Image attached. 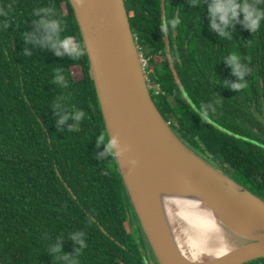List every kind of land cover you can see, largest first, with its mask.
Here are the masks:
<instances>
[{"label": "trees", "instance_id": "16d2710c", "mask_svg": "<svg viewBox=\"0 0 264 264\" xmlns=\"http://www.w3.org/2000/svg\"><path fill=\"white\" fill-rule=\"evenodd\" d=\"M124 2L161 116L194 152L264 200V21L253 33L238 23L229 39L208 29L205 0ZM250 2L264 8V0ZM44 7L63 20L60 39L78 57L26 41ZM233 54L249 69L240 91L224 63ZM57 101L86 118L60 125ZM211 101L219 104L205 120L199 111ZM99 136L108 137L69 0H0V264H58L57 242L78 264H156ZM73 233H84L85 248Z\"/></svg>", "mask_w": 264, "mask_h": 264}, {"label": "water", "instance_id": "95a60500", "mask_svg": "<svg viewBox=\"0 0 264 264\" xmlns=\"http://www.w3.org/2000/svg\"><path fill=\"white\" fill-rule=\"evenodd\" d=\"M122 181L156 264H244L264 257V200L188 147L151 98L124 0H69ZM136 161L135 166L130 162ZM195 207L232 247H198L174 216Z\"/></svg>", "mask_w": 264, "mask_h": 264}, {"label": "clouds", "instance_id": "9594fccd", "mask_svg": "<svg viewBox=\"0 0 264 264\" xmlns=\"http://www.w3.org/2000/svg\"><path fill=\"white\" fill-rule=\"evenodd\" d=\"M77 3H82V0H77ZM205 3L208 6V29L218 34V37L230 39L232 31L238 23H242L251 33L256 32L260 29L261 22L264 21V8L258 7L257 4L251 3L250 0H205ZM41 13L44 14L43 17L36 22L38 31L26 32L24 36L26 41L48 47L54 50L57 55L67 54L70 58L78 57L81 54L79 50L75 48L69 49L60 39L59 34L63 27V20L59 19L57 13L51 8H40L34 14L40 15ZM25 55H30V53H25ZM224 63L231 68L233 75L237 77V82L232 83L231 88L240 91L246 87L244 81L249 69L242 63L240 56L238 54L230 55L225 58ZM54 78L57 84L67 86V81L63 75L57 73ZM218 104L219 101H211V104L201 105L199 116L207 120L209 111L206 109L210 108L214 114ZM54 112L59 117L58 123L60 125H63L70 118L74 119L77 124L86 118V113L83 110L73 109L69 111L60 101H57L54 105ZM73 128H70L69 131H72ZM101 146L104 148L101 155L105 160L114 156L118 157L124 152L118 136H110V138L99 136L97 138V147ZM130 163L135 166L136 161H131ZM83 237L84 233L72 234V238L77 242L80 249L86 247ZM51 253L52 256L56 257L58 264L59 262H63V264H78L74 256L63 252L59 242L53 245ZM60 253H63V255H57Z\"/></svg>", "mask_w": 264, "mask_h": 264}, {"label": "bare ground", "instance_id": "6f19581e", "mask_svg": "<svg viewBox=\"0 0 264 264\" xmlns=\"http://www.w3.org/2000/svg\"><path fill=\"white\" fill-rule=\"evenodd\" d=\"M174 216L183 231L198 247L223 252L232 247L223 228L208 214L195 207H175Z\"/></svg>", "mask_w": 264, "mask_h": 264}, {"label": "rangeland", "instance_id": "374dc122", "mask_svg": "<svg viewBox=\"0 0 264 264\" xmlns=\"http://www.w3.org/2000/svg\"><path fill=\"white\" fill-rule=\"evenodd\" d=\"M139 54L141 56V53L140 52H139ZM167 57H168V55H167ZM160 59H161V57H160ZM142 66L145 69L148 66V63L147 62H144V64ZM150 86H151L152 89H155V90L158 88L156 84H151ZM215 166L218 168L217 165H215Z\"/></svg>", "mask_w": 264, "mask_h": 264}, {"label": "built area", "instance_id": "2783aa9c", "mask_svg": "<svg viewBox=\"0 0 264 264\" xmlns=\"http://www.w3.org/2000/svg\"><path fill=\"white\" fill-rule=\"evenodd\" d=\"M140 57H141V63H142V65L144 64V62H147V59L144 58L142 55Z\"/></svg>", "mask_w": 264, "mask_h": 264}]
</instances>
